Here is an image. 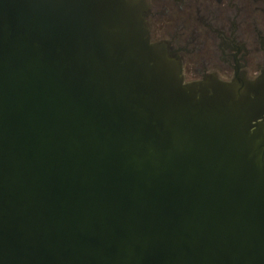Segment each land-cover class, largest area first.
<instances>
[{
  "label": "water",
  "instance_id": "1",
  "mask_svg": "<svg viewBox=\"0 0 264 264\" xmlns=\"http://www.w3.org/2000/svg\"><path fill=\"white\" fill-rule=\"evenodd\" d=\"M142 0H0V264H264V77L185 83Z\"/></svg>",
  "mask_w": 264,
  "mask_h": 264
},
{
  "label": "flooded vegetation",
  "instance_id": "2",
  "mask_svg": "<svg viewBox=\"0 0 264 264\" xmlns=\"http://www.w3.org/2000/svg\"><path fill=\"white\" fill-rule=\"evenodd\" d=\"M152 43L182 65L185 83L264 77V0H142Z\"/></svg>",
  "mask_w": 264,
  "mask_h": 264
}]
</instances>
